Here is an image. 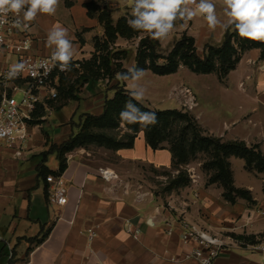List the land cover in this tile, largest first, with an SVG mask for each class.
I'll list each match as a JSON object with an SVG mask.
<instances>
[{
  "label": "crops",
  "instance_id": "obj_1",
  "mask_svg": "<svg viewBox=\"0 0 264 264\" xmlns=\"http://www.w3.org/2000/svg\"><path fill=\"white\" fill-rule=\"evenodd\" d=\"M91 1L98 9L94 15L89 14L86 6ZM214 2L217 15L223 19L222 5L219 0ZM103 10L117 21L131 10V0H59L54 15L39 14L31 22V47L28 50L20 51L12 46L18 42L19 35L8 37L11 46L0 47L1 79L8 80L4 73L12 64L20 63L24 55L39 57L52 54L53 47L47 45V34L57 25L66 28L73 41L72 62L89 60L95 51L96 37L104 34L98 17L99 11ZM198 19L206 21L197 12L189 20L190 29ZM203 24V32L208 35L206 42L221 43L225 31L219 27L212 29L205 22ZM148 70H144L143 74ZM71 74L73 71L61 75L71 77ZM163 76L173 81H169L168 97L175 101L177 108H181L183 97L174 90L183 84L192 89L198 103L192 114L205 134L223 140H243L249 146L259 145L264 153V57L260 48L246 50L236 68L223 79L217 72L198 74L186 66ZM13 82L9 80L7 85ZM60 82L59 77L56 88ZM106 82H86L80 92L75 91L74 98H64L58 103L56 98H50L48 90H42L43 102L49 109L45 111L46 117L42 118V122L32 127L25 155L16 157L11 148L0 144V264H200L195 257H187L198 247L196 242L184 243L179 227L172 234L167 233L166 221L174 217L172 213L156 201L143 199L122 186L131 172L126 170V166L162 168L173 163L168 145L151 148L143 131L138 133L130 148L113 150L90 145L67 153V168L62 173L68 186L67 201L64 205L49 202L50 183L41 179L37 171V165L42 160L40 153L48 148V143L60 144L69 138L74 132L72 116L78 110L95 115L103 112L104 101L107 96L114 95L111 87L117 80H112L108 87H105ZM121 82L130 91L137 85V81L132 80ZM3 87L0 83V93ZM139 101L151 105L145 94ZM53 110L58 115L52 121L55 133L50 135L43 125ZM124 129L127 130L125 126ZM49 158L46 165L58 170L57 157L50 162ZM238 158H229L234 184L249 189L256 203L250 207L240 200L229 203L228 207L222 197V189L217 184H210L201 192L203 212L211 214V211H216V214L227 218L251 212L255 221L247 228V233L258 234L264 232V213L260 215L261 210L264 212L263 175L247 170L244 159L239 158L243 160L240 162ZM236 163L241 173L239 178L235 172ZM104 170L112 172L113 176L104 178ZM256 189H259L261 197L256 194ZM127 223L140 229L137 238L126 231ZM90 227L96 228L93 239L90 238ZM44 233L47 235L42 241L35 240ZM225 241L227 244L215 264L262 263L263 256L253 243L231 238H225Z\"/></svg>",
  "mask_w": 264,
  "mask_h": 264
},
{
  "label": "trees",
  "instance_id": "obj_2",
  "mask_svg": "<svg viewBox=\"0 0 264 264\" xmlns=\"http://www.w3.org/2000/svg\"><path fill=\"white\" fill-rule=\"evenodd\" d=\"M90 15L98 10L91 1L86 4ZM100 22L104 27L105 38L101 41L95 39V51L89 60L80 62L81 69L71 67L70 79L61 75L60 85L57 87L58 95L74 98V93L79 85L86 82L95 83L107 79L108 82L117 80L111 89L112 97H106L103 112L95 115L85 112L81 115L76 125L77 131L72 132L68 139L60 144L48 143V148L40 153L41 162L37 165L38 176L47 182L50 174L60 175L67 168V153L70 151L88 147L90 145L103 146L109 149L130 148L140 131L144 132L147 144L153 149L163 148L167 143L173 156V167L179 168L188 164L198 152H205L211 156L207 165L213 169L210 175V183H219L225 200L234 204L239 198L246 199L252 204L256 203L251 191L247 188L236 187L229 158L239 157L244 159L245 168L249 171H257L263 174L264 179V153L259 145L249 146L243 140H223L215 135L205 134L197 118L185 109H152L132 96V91L125 87L118 77L120 73H129L134 70L149 69L158 75H168L176 72L181 65L186 66L192 72L206 74L217 72L221 79L236 68L242 54L251 48H260L264 57V43L240 38L234 31L224 32L221 43H206L202 54L198 52L194 36L183 32L175 41L171 50L166 54L160 53V40L152 39L148 34L134 31L129 27L127 20L131 15L121 16L116 22L106 10L99 11ZM181 20V19H179ZM144 34L138 44L135 54V64L131 69L123 66L119 61L125 56V51H112L109 46L116 43L118 37L126 39ZM121 54V55H120ZM75 77L72 78V76ZM72 80V81H71ZM61 92V93H60ZM127 102L135 105L142 113H155L158 122L148 127L140 123H129L121 120L120 113ZM45 114V108L41 104L35 112L34 124L42 122L41 116ZM135 114V113H133ZM127 128L121 137L114 134L121 124ZM56 154L59 161L58 170H52L47 165L49 155ZM185 177L180 175L171 184L184 183ZM187 182V181H186ZM47 233H44L37 241H42ZM237 240L247 243H255V235L245 236L232 233Z\"/></svg>",
  "mask_w": 264,
  "mask_h": 264
},
{
  "label": "rangeland",
  "instance_id": "obj_3",
  "mask_svg": "<svg viewBox=\"0 0 264 264\" xmlns=\"http://www.w3.org/2000/svg\"><path fill=\"white\" fill-rule=\"evenodd\" d=\"M124 15H131V10L126 11ZM203 22L207 23L204 20H196L194 27L190 29L191 23L189 20L185 22L184 20L178 19L175 22L174 30L165 39L160 40V53L166 55L171 50L175 41L180 38L182 33L187 32L188 34H192L196 37L195 39L196 44L198 45V52L202 54L205 44L212 42L211 40L206 42L208 35H205L203 32ZM143 35L144 34H140L139 36L130 39L118 37L116 43L109 46L112 51L117 49L125 51L124 55L122 53V56L125 57L119 61L124 67L131 69L134 66L136 50ZM104 38L105 35L103 34V36L100 37V40L102 41ZM65 76L70 78L69 75ZM73 77H75V75H73L72 78ZM105 81L108 80H103V82ZM169 81L170 78L155 74L151 70L146 71L145 74H143L142 77L137 81V85L141 88H145V97L150 100L151 105H148L145 102L143 103L152 109L156 108L163 110L177 108L178 105L175 103V101L168 97L167 89L170 85V82H173ZM109 83L110 82H106L105 87H108ZM183 87L187 86L183 84L180 88ZM82 88L83 85H79L76 91L80 92ZM179 96H182L183 100H185L183 94L179 93ZM15 97L20 100L22 98V93L18 92ZM64 98H67V96H63L62 94L58 95L55 102L58 103L61 100H65ZM183 100L181 103L182 106L179 109H185L192 113L193 108L190 109L187 106H184ZM71 105L72 104H70L69 107H71ZM57 113V111L53 110V113L48 116V121L43 125L45 131L50 135L55 133L56 127H54L55 124L52 121L56 119L58 115ZM82 114L83 111L81 110H78L75 114H73V122L78 123ZM123 125L124 124L122 123L121 126L114 131V134L118 137H121L125 132H127ZM72 128L74 132L77 131L76 125L73 124ZM49 157V162L56 160L55 154L51 156L49 155ZM210 159L211 156L209 154L205 152H198L188 164L182 165L179 168L173 167V164L170 167L162 168H155L150 165L126 166V170H130L131 172L130 174L128 173V180L123 183L122 186L128 187L143 199L149 198L150 201H156L157 204L163 206L165 209H168L172 215L179 220L190 221L189 219H191L197 225L203 227L211 233L220 235L222 238L236 239L232 236V233L243 234L245 236L255 235L254 244L258 243L260 240L264 239V232H259L258 234L247 233V228L252 226V223L255 221V219L252 218L251 212L249 215L244 216L243 213H238L228 218L220 216L219 213L216 214V211H211V214L203 212V197L201 192L204 189H207L210 184H217V187L222 189V197L224 191L219 183L209 182L210 175L214 172L213 169L207 165ZM238 161L242 162L243 160L238 158ZM237 163L235 164V172L239 178L241 173L240 170L237 169ZM252 172H255V170ZM180 175L185 177V180H183L184 183L173 186L171 182L177 179V177ZM256 194L259 197L262 196V194L259 192V189H256ZM223 199L225 200L224 197ZM240 200H243L244 203L250 207L254 205L246 199L239 198L238 201ZM229 203L230 202L228 201L226 203L228 207H230L231 204ZM263 213L264 212L261 210L260 215H263Z\"/></svg>",
  "mask_w": 264,
  "mask_h": 264
},
{
  "label": "clouds",
  "instance_id": "obj_4",
  "mask_svg": "<svg viewBox=\"0 0 264 264\" xmlns=\"http://www.w3.org/2000/svg\"><path fill=\"white\" fill-rule=\"evenodd\" d=\"M219 3L223 7V19L217 15L214 0H131V17L127 23L134 31L162 40L174 30L178 19L187 22L199 12L212 29L231 30L242 39L264 43V0H219ZM58 4L59 0H0V16L12 13L16 17V26L26 27L39 14L54 15ZM47 45L53 47L52 66L58 64L61 71H71L74 44L68 30L54 26L47 34ZM24 70V63L12 64L7 78L14 79ZM142 75V70H134L120 73L118 77L138 81ZM131 94L140 100L144 89L134 85ZM120 117L129 123H140L143 127L158 122L155 113H142L130 102L126 103Z\"/></svg>",
  "mask_w": 264,
  "mask_h": 264
},
{
  "label": "built area",
  "instance_id": "obj_5",
  "mask_svg": "<svg viewBox=\"0 0 264 264\" xmlns=\"http://www.w3.org/2000/svg\"><path fill=\"white\" fill-rule=\"evenodd\" d=\"M16 17L9 13L7 16H0V47L11 46L8 43V37L19 35L18 42L14 46L18 50L26 51L31 47V37L29 30L32 23H28L26 27H18L15 24ZM52 54L47 56H30L24 55L20 63L25 64V70L16 78L8 79L7 70L4 73L6 81L1 79L3 90L0 93V144H3L14 151L16 157H23L28 150V142L31 138V129L34 126L33 121L36 119L35 112L39 106L43 104L45 111L48 105L44 104L41 95L42 90H48L51 99L58 96L56 81L62 73L58 64L53 67ZM72 66L80 68L81 65L77 61L71 62ZM9 80H14L12 85H7ZM21 92L22 98L18 100L15 95ZM175 93L183 94L185 100L183 105L188 108H194L198 103L196 96L191 88L183 87L176 89ZM46 117V113L41 116ZM104 178H111L113 173L104 170L102 173ZM47 182L50 183L48 190V200L54 205H64L68 197V186L63 179L62 174L47 176ZM131 223L126 224V231L135 238L140 233L139 228H133ZM166 231L172 234L176 227L181 229V240L184 243L194 241L198 247L193 249L187 257H195L200 264H215L221 250L226 246L225 238L220 235L211 233L203 227L188 220H179L172 217L166 221ZM90 238L96 236V228H89ZM254 246L263 256L261 264H264V239L260 240ZM11 257V256H10Z\"/></svg>",
  "mask_w": 264,
  "mask_h": 264
}]
</instances>
